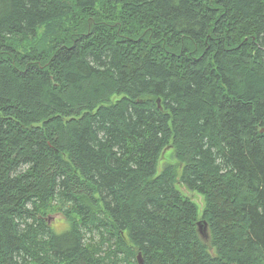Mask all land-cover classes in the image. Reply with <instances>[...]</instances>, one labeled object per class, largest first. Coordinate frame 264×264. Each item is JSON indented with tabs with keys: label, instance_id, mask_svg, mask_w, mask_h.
I'll list each match as a JSON object with an SVG mask.
<instances>
[{
	"label": "trees",
	"instance_id": "obj_1",
	"mask_svg": "<svg viewBox=\"0 0 264 264\" xmlns=\"http://www.w3.org/2000/svg\"><path fill=\"white\" fill-rule=\"evenodd\" d=\"M261 129L264 0H0V264H264Z\"/></svg>",
	"mask_w": 264,
	"mask_h": 264
},
{
	"label": "rangeland",
	"instance_id": "obj_2",
	"mask_svg": "<svg viewBox=\"0 0 264 264\" xmlns=\"http://www.w3.org/2000/svg\"><path fill=\"white\" fill-rule=\"evenodd\" d=\"M27 41H30V38L27 39ZM116 98L117 96H113L111 100H114ZM167 163L174 164V165L177 163L174 150L172 148L167 149L165 151V155L158 161L156 174H158L162 170L163 166ZM176 187L182 194L190 197L196 203L198 207V213L200 216L201 209L204 204L203 196L197 192L189 191L180 183H176ZM46 218L48 219L49 225L52 226V228L57 233H62L68 228L67 222L63 219V217L60 214H57V213L50 214Z\"/></svg>",
	"mask_w": 264,
	"mask_h": 264
},
{
	"label": "water",
	"instance_id": "obj_3",
	"mask_svg": "<svg viewBox=\"0 0 264 264\" xmlns=\"http://www.w3.org/2000/svg\"><path fill=\"white\" fill-rule=\"evenodd\" d=\"M197 231L200 237L204 240H207L209 238L207 223L203 219L197 221ZM137 264H142V258L140 253L137 254Z\"/></svg>",
	"mask_w": 264,
	"mask_h": 264
}]
</instances>
